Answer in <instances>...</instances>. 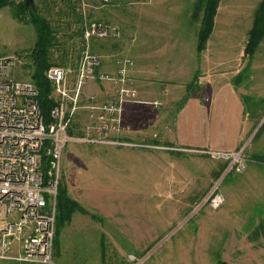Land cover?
Instances as JSON below:
<instances>
[{
    "label": "rangeland",
    "instance_id": "rangeland-1",
    "mask_svg": "<svg viewBox=\"0 0 264 264\" xmlns=\"http://www.w3.org/2000/svg\"><path fill=\"white\" fill-rule=\"evenodd\" d=\"M35 1L41 4L39 0ZM74 2L78 13H82L81 20L76 17L69 20L68 10L50 14L53 19L60 16L55 23V27L60 26L56 27L60 45L54 48L52 59L58 62L66 59L67 67L74 71L70 75L72 83L76 81L79 61L88 48L92 54L101 57L98 70L102 72L115 70L113 60L116 57L135 60L136 55L143 52L142 47L134 43L146 34V30L133 29L135 26L131 23L138 22L141 16L138 11L132 13V5L123 10L115 9V3L83 9V0ZM260 2L235 0L233 3L227 0L215 16L217 24L208 50L200 51V59L195 63L190 61L191 55L197 56L196 51L195 54L190 52L194 51V45L186 46L189 54L187 69L198 63L201 74L223 73L233 77L234 82L239 79L242 92L250 95L246 99L247 110L256 117L251 120L254 130L245 145V155L242 152L246 161L244 169L238 172L229 167L230 161L213 157L205 151L185 152L134 143L91 144L84 140H70L63 151L60 182H65L69 195L78 201L85 213L77 212L76 215H84L75 217L81 221H75L59 232L56 238L58 247L54 246V260L58 264H216L214 254H203L199 249L214 240L197 237L196 231H210L217 223L215 220L226 217L231 218V229L240 228V236L223 239L238 247L233 248L236 249L234 253L226 255L227 264H246L243 260L249 264H264V249L252 253L248 248L242 250L248 238L241 237L243 227L249 226L251 234L257 228L264 208L258 196L259 176L254 173L259 171L260 164L251 162L252 166L248 168L249 156L264 150V40L253 58H244L248 34ZM61 4L66 7L67 1L58 0L55 8L58 6L61 10ZM17 9L16 6L0 9V57H16L13 76L31 81L33 68L29 54L36 41V30L26 18L16 15ZM91 20L119 25L120 37L95 38L87 44L82 26ZM145 58L143 56L138 66L148 64ZM103 88L105 86L97 79L88 81L82 95L83 102L89 95H95L100 101L112 98L114 91L111 96L99 93ZM130 112L127 114L131 115ZM78 113L72 127L75 133L88 122L85 109ZM247 169L253 174H248L245 182L243 178ZM235 178H238L237 182ZM216 193H222L224 198L218 207L210 204V198ZM104 240L107 248L102 252L100 243ZM12 254L19 255V251ZM11 261L15 260L1 259L0 264H11Z\"/></svg>",
    "mask_w": 264,
    "mask_h": 264
},
{
    "label": "built area",
    "instance_id": "built-area-1",
    "mask_svg": "<svg viewBox=\"0 0 264 264\" xmlns=\"http://www.w3.org/2000/svg\"><path fill=\"white\" fill-rule=\"evenodd\" d=\"M118 1L83 0V9L102 8ZM82 30L87 44L95 38L121 35L119 25L98 20L86 21ZM113 61L116 66L113 72L98 70L102 59L88 48L79 61L74 83L70 81L74 71L66 64L50 66L46 75L53 85L56 105L51 111L53 121L47 125L35 84L13 76L16 57H0V260L57 264L54 260L56 202L63 151L70 140L131 145L121 137L126 131L124 105L139 101L133 76L136 64L128 57H116ZM92 79L112 85L113 97L100 101L89 95L83 102L85 84ZM80 109L87 111L88 122L80 127L81 135H72L70 130ZM205 152L230 161L229 167L238 172L245 167L242 151ZM223 201L220 193L210 198L214 207ZM15 250L19 255L12 254Z\"/></svg>",
    "mask_w": 264,
    "mask_h": 264
},
{
    "label": "crops",
    "instance_id": "crops-1",
    "mask_svg": "<svg viewBox=\"0 0 264 264\" xmlns=\"http://www.w3.org/2000/svg\"><path fill=\"white\" fill-rule=\"evenodd\" d=\"M226 1H220L217 15ZM230 1L235 2V0ZM130 5L133 8L132 13L135 14L138 11L137 13L141 16L138 22L131 23L135 26L133 29H144L146 34L139 37L136 44L134 43L135 46L142 47L141 51H143L136 55L135 60L133 59L136 64L133 76L138 88L139 101L127 102L124 105L123 122L127 129L121 137L122 140L164 150L198 153L210 150L242 151L245 155V145L251 139L254 130L251 120L256 117V114L252 115L247 110L246 99L250 95L242 92L237 82L232 80L233 77L229 78L223 73L202 72L201 74L198 63L187 69L189 61L187 44L194 45V51L190 50L191 53L197 52V56L191 55L193 58L190 61L195 63L200 59L199 30L205 11V1L120 0L114 7L123 10L131 8ZM216 19L214 29L217 24ZM213 33L214 30L202 52L208 50ZM143 56H146L145 61L148 64L138 66ZM113 64L115 66V63ZM102 84L105 88L100 89L99 93L105 92L111 96L112 85L103 82ZM154 101H159L161 105L155 106ZM127 111H131L132 114H127ZM83 113L86 118V113L84 111ZM259 125H256L257 128ZM249 157L248 168L252 166L251 162L256 161L260 164L259 171L254 173H258L259 176L260 194L258 196L261 200L260 205L264 207V150L261 149ZM252 172L247 169L243 181L247 182L248 174H253ZM235 180L237 182L238 178ZM75 217L81 218L84 215L74 214L66 227H70L75 221H81V219L75 220ZM230 220L229 217L224 220H215L217 223L210 231H196L197 237L214 240L209 242V246L199 249H202L203 254H214L217 258L216 264L219 260L227 263L226 255L234 253L236 249L233 248H238L235 243L232 245L223 240L240 236L238 233L240 228L231 229ZM258 220V229L252 231L255 236H252L249 226L241 229V237L248 238L247 245L242 250L248 248L249 253L264 249L262 241L264 240V208ZM100 246L101 251L104 252L107 241H101ZM206 248L209 251L205 252ZM243 262L249 264L244 260Z\"/></svg>",
    "mask_w": 264,
    "mask_h": 264
},
{
    "label": "trees",
    "instance_id": "trees-1",
    "mask_svg": "<svg viewBox=\"0 0 264 264\" xmlns=\"http://www.w3.org/2000/svg\"><path fill=\"white\" fill-rule=\"evenodd\" d=\"M67 6L61 4V10L58 6V0H39L41 4L34 0V7H28L25 0H0V9L7 6H16L17 14L19 18H26L31 22L36 30V41L33 48L30 50L29 56L31 57V66L33 72L31 74V81L35 84L39 95L38 100L40 103L41 113L44 118V122L48 125L53 121L51 111L56 105V100L53 95V85L47 78L46 72L50 66L55 64H66V59L63 61H56L52 59V53L54 48L60 45L56 36L55 23L59 21V18L54 16L50 17L54 12H64L68 10L69 20L72 17L76 19H82V13L79 14L75 7V0H66ZM221 0H205V11L202 15V24L199 30V42L198 49L203 51L206 48L207 41L212 34L215 16L217 14V8ZM55 8V10H54ZM64 10V11H63ZM58 13V15H59ZM78 13V14H77ZM24 14V16H23ZM80 33V31H78ZM81 35V33H80ZM264 40V0H261L253 19L252 27L248 34V40L244 49V58H253L257 52L259 46ZM95 46V45H94ZM67 55V52H65ZM237 84L239 79L236 80ZM70 134H75L74 130H70ZM77 134L81 135V132ZM44 167L47 168V161L44 158ZM224 167V166H222ZM79 211H83L81 205L73 199L69 193L68 188L64 181L59 183L57 202H56V233L54 246L58 247V239L56 238L62 229L70 222L73 215ZM85 213V212H84ZM11 264H30L25 262L11 261ZM217 264H227L225 261L219 260Z\"/></svg>",
    "mask_w": 264,
    "mask_h": 264
},
{
    "label": "water",
    "instance_id": "water-1",
    "mask_svg": "<svg viewBox=\"0 0 264 264\" xmlns=\"http://www.w3.org/2000/svg\"><path fill=\"white\" fill-rule=\"evenodd\" d=\"M28 7H34V0H25Z\"/></svg>",
    "mask_w": 264,
    "mask_h": 264
}]
</instances>
